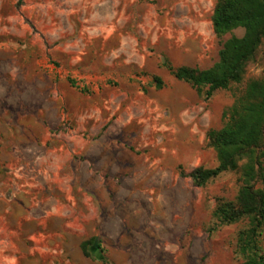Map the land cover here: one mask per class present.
Masks as SVG:
<instances>
[{"label": "rangeland", "instance_id": "obj_1", "mask_svg": "<svg viewBox=\"0 0 264 264\" xmlns=\"http://www.w3.org/2000/svg\"><path fill=\"white\" fill-rule=\"evenodd\" d=\"M216 3L0 0V114L26 125L27 138L0 150V187L56 173L73 240L99 237L108 264H241L237 236L248 220L219 225L213 216L219 199L235 201L240 170L204 187L189 174L218 165L206 134L224 126L249 80L264 79V40L244 81L209 100L165 67L209 69L228 39L244 35L214 34ZM71 178L78 185L64 191Z\"/></svg>", "mask_w": 264, "mask_h": 264}, {"label": "trees", "instance_id": "obj_2", "mask_svg": "<svg viewBox=\"0 0 264 264\" xmlns=\"http://www.w3.org/2000/svg\"><path fill=\"white\" fill-rule=\"evenodd\" d=\"M212 28L217 37L238 28L245 33L241 38L228 39L219 51V61L209 69L175 68L165 62L178 81L189 84L206 100L217 91L244 81L247 66L264 40V0H217ZM154 82L157 89L164 86L158 76ZM223 118L225 124L221 129L206 134L207 144L217 154L218 165L197 167L189 177L196 187H204L226 172L240 170L241 186L235 201L219 199L213 216L219 225L248 220L247 227L238 233L235 254L242 259L241 264H264V189L257 187L259 183L264 185V79L249 80ZM82 249L99 264H108L105 251L95 238L84 242Z\"/></svg>", "mask_w": 264, "mask_h": 264}, {"label": "crops", "instance_id": "obj_3", "mask_svg": "<svg viewBox=\"0 0 264 264\" xmlns=\"http://www.w3.org/2000/svg\"><path fill=\"white\" fill-rule=\"evenodd\" d=\"M6 112L0 114V133H4V137L0 135V150L26 138L21 132L26 125L10 127L9 122H4ZM13 130L17 133L14 138L11 137ZM6 157L7 154L1 151V164ZM10 162L13 163L8 160ZM54 174L39 173L44 180L38 183L31 180L33 183L26 186L0 187V264H90L94 261L84 254L82 244L92 238L97 241L99 237L73 240V232L77 231L67 224L70 212L56 198L58 193L52 188ZM4 175L0 173V176ZM77 185L78 181L71 178L63 181L62 188L68 191Z\"/></svg>", "mask_w": 264, "mask_h": 264}]
</instances>
